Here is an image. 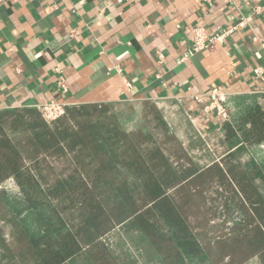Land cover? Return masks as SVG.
<instances>
[{
    "label": "crops",
    "instance_id": "crops-1",
    "mask_svg": "<svg viewBox=\"0 0 264 264\" xmlns=\"http://www.w3.org/2000/svg\"><path fill=\"white\" fill-rule=\"evenodd\" d=\"M242 18L223 44L189 53L195 28ZM213 89L236 108L264 94V0H0V112L150 103L165 126L155 151L171 159L162 145L174 141L184 167L204 169L221 159L225 132L192 95Z\"/></svg>",
    "mask_w": 264,
    "mask_h": 264
},
{
    "label": "trees",
    "instance_id": "trees-1",
    "mask_svg": "<svg viewBox=\"0 0 264 264\" xmlns=\"http://www.w3.org/2000/svg\"><path fill=\"white\" fill-rule=\"evenodd\" d=\"M106 106L100 116L109 112ZM96 113L95 105L74 106L62 119L47 123L35 108L0 112V186L14 179L25 202L20 210L6 205L0 214V221L13 229L8 243L0 228L6 264H72L80 257L90 264H124L126 257L117 252L120 246L158 264H197V259L244 264L257 256L258 264H264V194L254 181L264 183V164L253 159L242 163L237 157L264 143V94L254 97L233 123L223 124L221 159L204 169L176 167L159 151L147 157L140 144L152 137H141L145 128L134 122L136 110L112 113L111 120L98 126L93 120L78 121L81 114ZM13 114L17 119L9 126ZM19 128L30 134L35 156L72 154V174L45 189L37 166L27 164L10 135ZM205 179L231 187L241 198L247 220L237 223L236 230L239 235L251 232L245 236L252 251L239 262L233 250L211 259L190 223L186 208L191 197L182 191L190 194L188 186ZM24 211L35 215L39 233L22 224ZM68 212L78 215L67 217ZM116 230L120 239L114 242Z\"/></svg>",
    "mask_w": 264,
    "mask_h": 264
},
{
    "label": "rangeland",
    "instance_id": "rangeland-1",
    "mask_svg": "<svg viewBox=\"0 0 264 264\" xmlns=\"http://www.w3.org/2000/svg\"><path fill=\"white\" fill-rule=\"evenodd\" d=\"M245 101V100H244ZM244 101H236L238 104L237 108L235 105H229L228 98L226 99V111L229 116L230 121H235L241 113L244 111L247 106ZM253 102V99L250 103ZM97 106V113L91 117L81 114L78 117L79 122H84L86 120L92 121L96 126L108 122L112 118V113H118L121 111H126L130 113L132 109L138 112L136 121L139 122V128H145V133L142 138L147 137L146 135H154L149 142L145 144H140L141 149L146 153L147 157H150V153L158 149V147L166 141L165 137L162 136L164 131V123L162 120L158 119L160 112L158 108L150 103H132L125 104L123 106H111L109 112L104 116H100L105 107L103 105ZM71 106L69 108H73ZM79 107V106H76ZM67 113V111H66ZM66 115V114H65ZM64 115V116H65ZM63 116V117H64ZM100 116V117H99ZM62 117V118H63ZM61 118V119H62ZM17 118L14 114L11 118L8 119V124L11 126V123ZM229 121V122H230ZM131 124V123H130ZM65 125H68V121L65 122ZM133 125H131L132 127ZM9 128V127H8ZM11 137L17 143L19 148L22 150L27 164L37 166V174L40 177L41 184L45 189L49 187H54L58 181L68 178L75 169V162L72 154L63 155V156H35L33 151V142L31 141L30 134L28 132H23L19 128L15 133L11 130L9 131ZM163 149H170L172 151L170 162L174 163L175 166H183L182 162L185 157L182 156V150L177 147L174 141L167 140ZM170 152L167 154L170 155ZM238 159L242 163H249L252 159L256 161L259 165L264 164V143L250 148L248 151L241 152L237 155ZM185 162V161H184ZM253 176V175H252ZM256 178V176H254ZM123 178V177H121ZM209 179L197 180L194 183L190 184L189 192L184 189L182 191L185 195H190V200L187 203V212L190 217V223L194 228L195 233L198 234L199 241L209 252L210 258L214 261L219 260L222 254L227 252V250H233L235 255V262H239L243 258H246L251 254L250 243L248 238L251 236V232L247 234L243 233L239 235V230H236L237 223H243L247 220L246 213L241 203V198L239 195L235 194L231 187H224L220 185L217 181L209 182ZM260 191L264 194V183L261 179H254ZM189 197V196H187ZM8 205L12 207L13 210H20L25 207L24 197L14 179H9L5 181L2 186H0V214L3 212L5 206ZM78 215L77 212H68L66 213L67 217L76 218ZM22 224L25 227H28L32 233H39L40 225L37 222L35 215L31 212L24 211L21 217ZM77 222L75 220L73 223ZM244 225V223H243ZM0 228L3 234V237L8 243L13 241V229L12 227L4 221H0ZM248 238L246 237L247 235ZM246 235V236H245ZM120 232H116L111 236V240L117 242L120 238ZM134 248V246H132ZM118 254H122L123 257H126L124 264H158L155 261L150 260L149 257H144L136 249L134 251L123 250L120 246L117 251ZM125 253V254H124ZM124 257V258H125ZM227 260V259H226ZM225 260V261H226ZM211 260L208 259L206 262H200V259H197V264H209ZM259 257H254L247 261L244 264H258ZM7 257L3 252L2 247H0V264H6ZM72 264H90L84 257H80L72 262Z\"/></svg>",
    "mask_w": 264,
    "mask_h": 264
},
{
    "label": "built area",
    "instance_id": "built-area-1",
    "mask_svg": "<svg viewBox=\"0 0 264 264\" xmlns=\"http://www.w3.org/2000/svg\"><path fill=\"white\" fill-rule=\"evenodd\" d=\"M204 1L210 2L211 0ZM245 25L246 19L242 18L239 23L233 25L232 27L219 29L218 31L211 33L207 32L204 27L195 28L190 39L191 48L189 49V53L193 55L205 51L212 43L223 44L228 37L232 36L241 28H244ZM60 87L63 89L64 93L67 91V86L63 81L60 82ZM192 97L198 103L203 104V109L205 112H215V114L220 119L221 127L224 123L230 121L226 111V99L228 96L220 89H213L204 95H192ZM69 107H71V105L64 101L53 100L39 104L34 108L39 111L42 118L47 123H54L66 114V111Z\"/></svg>",
    "mask_w": 264,
    "mask_h": 264
}]
</instances>
